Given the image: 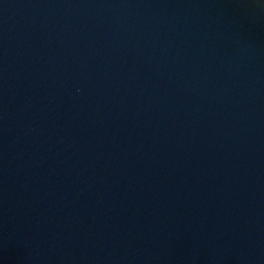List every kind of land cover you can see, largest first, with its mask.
Returning <instances> with one entry per match:
<instances>
[{
  "label": "water",
  "instance_id": "1",
  "mask_svg": "<svg viewBox=\"0 0 264 264\" xmlns=\"http://www.w3.org/2000/svg\"><path fill=\"white\" fill-rule=\"evenodd\" d=\"M0 264H264V0H0Z\"/></svg>",
  "mask_w": 264,
  "mask_h": 264
}]
</instances>
